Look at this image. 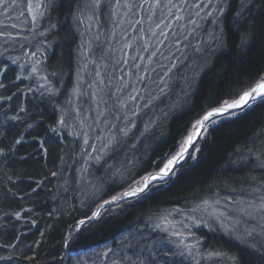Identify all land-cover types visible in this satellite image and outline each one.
Listing matches in <instances>:
<instances>
[{
  "label": "trees",
  "instance_id": "16d2710c",
  "mask_svg": "<svg viewBox=\"0 0 264 264\" xmlns=\"http://www.w3.org/2000/svg\"><path fill=\"white\" fill-rule=\"evenodd\" d=\"M87 2H51L43 18L47 46L42 45L45 39L28 44L31 36L0 29V148L6 153L0 156V245H14L0 247V256L12 257L0 264H130L129 257L131 264H184L172 248L175 240L161 225L164 220L210 200L249 199L264 188V173L258 169H264L260 100L210 127L168 179L107 208L79 229L76 223L180 152L191 123L210 100L217 101L212 107L230 103L264 75V39L251 47L241 44L253 23L259 33L264 0H249L246 8L244 0H220L223 15L200 20L198 34L186 35L168 90L152 111L155 121H147L146 113L136 116L132 129L130 123L122 129L116 121L114 128L108 127L115 138L106 152L94 149L93 137L85 142L65 107L84 48ZM105 10L102 6L98 12L102 19ZM28 46L44 51L41 75L16 61L17 50ZM161 77L158 73L156 79ZM16 139L22 143L9 153ZM199 233L204 250H239L241 264H257L259 254L240 250L219 229Z\"/></svg>",
  "mask_w": 264,
  "mask_h": 264
},
{
  "label": "rangeland",
  "instance_id": "374dc122",
  "mask_svg": "<svg viewBox=\"0 0 264 264\" xmlns=\"http://www.w3.org/2000/svg\"><path fill=\"white\" fill-rule=\"evenodd\" d=\"M52 1L43 0L46 6H37V0H31L33 8L29 10L30 0H15L14 3L13 0H6L10 6L7 11L0 6V29L5 27L7 31L16 30L24 34V38L31 36L33 39H26L28 44H33V41L36 43L38 38L45 39L42 40V45L47 46L43 18ZM208 2L209 0H101L100 6L94 10L86 7L88 17L82 35L84 48L70 101L65 107L70 111L73 124L78 134L83 135L85 142L93 137L97 152H106L114 142L112 128L116 121L121 124L122 129H127L128 123L129 129H132L136 116L140 113L149 115L147 121L153 122V118L155 121L157 114L153 113V116L152 111L155 112L160 96L165 95L168 90L169 68L173 69L172 66L177 62L176 56L183 54V41L194 32L198 34L200 20L204 15L205 18L209 16L211 7L207 9ZM102 6L106 9L103 19L100 14L98 16ZM31 48L28 46L18 49L19 59L16 58V61L31 74L41 75L40 64L43 66L46 62L42 60L44 51L40 48L35 52ZM154 71L157 73L154 74ZM158 73L162 74L159 80L156 79ZM164 89L166 90L160 94ZM133 96L136 99H130ZM163 118L167 121V114ZM109 126L112 128L108 129ZM259 199L261 198L252 199L244 205L236 204L235 207L220 205V202L219 205L207 203L189 213L179 212L178 219H166L161 225L179 244L183 253L197 258L202 255L201 258L207 262L215 261L216 254H199L201 243L194 241L196 229H202L206 225L207 216H211V220L216 222L237 219L238 216L248 219L241 209L253 202L258 204ZM204 206V213L197 215V211ZM262 215L264 213L253 212L249 216L261 222ZM221 226L224 229L222 232L232 237L239 228L246 226V222H226ZM248 226L257 229L254 235L259 238V228L264 226V221L260 225L247 223L246 227ZM227 229H231V232H227ZM248 239L250 243L254 242L251 238Z\"/></svg>",
  "mask_w": 264,
  "mask_h": 264
},
{
  "label": "snow or ice",
  "instance_id": "6c2138e0",
  "mask_svg": "<svg viewBox=\"0 0 264 264\" xmlns=\"http://www.w3.org/2000/svg\"><path fill=\"white\" fill-rule=\"evenodd\" d=\"M15 0H13V3ZM249 0H244V3L242 4V8L247 7V3ZM209 3L211 4V0H209ZM101 4V0H89V4L86 5V7H91L93 10L95 8H98ZM0 6H3L5 11H7L8 7L10 6L8 3H6V0H0ZM37 6H46L43 3V0H37ZM29 10H32L33 4L30 0L28 4ZM79 8V5H78ZM215 13L217 19L224 13V7L223 4L220 2V0H217V6L215 7ZM213 13L209 12L208 15L211 16ZM237 17L241 16V12L236 13ZM81 18L80 13L78 12L77 15L74 16V19L79 20ZM33 19H36L35 16H33ZM260 25L259 33L257 34L256 28L257 24L253 23L249 29H246L245 32L241 36V44L247 47H251L252 43L256 39H264V15H262L258 21ZM55 28V25H50V29ZM35 55V53H33ZM172 67H175L173 65ZM172 69L169 68V71ZM3 84H0V87H3ZM130 99H136V97H130ZM257 99H259L261 102H264V75H261L256 83L251 86L249 89L244 90L242 94L238 96V98L232 100V102L224 101L220 104V106L212 107V104H216L217 101L215 99L209 101V106L207 108L202 109V114L199 115L197 119H195L194 123H191V130L188 131L187 139L185 142L181 144V151L177 154L173 155L171 159H168L167 163L164 164L163 168L160 169L159 172L153 174L149 173L148 175L144 176L140 181H137V184H142L143 186H137L135 188H131L130 190H126L123 193L119 195H115L111 197V200H104L103 204H100L98 207L100 209L104 208L105 205H111L116 204L120 201H124L129 197H136L138 194L144 193L148 188L149 184L152 181H164L166 178L169 177L170 173L173 171L175 166L183 160L187 155H191L189 152V149H195L196 143L203 139L204 135L207 133L208 129L215 124H217L219 121L216 119L217 117H223L225 115H235L237 114L234 110L237 109H244L245 107H250L251 102H255ZM135 115V113H133ZM20 117H11L9 119L16 120ZM29 127H32L29 125ZM127 133H125L126 135ZM0 135H3V132L0 131ZM22 141L20 139H16L12 141V147H9L8 152L11 153L16 145L21 144ZM3 148H0V156L5 155ZM53 176L56 175L55 172L52 173ZM37 187H39V184H37ZM14 195V193H13ZM251 210V211H249ZM242 212H244L246 215H252L253 212L256 213H264V197H261L260 202L257 204L255 202L249 204L247 208L241 209ZM7 215V214H5ZM17 217L20 216V213H15ZM101 216V212L99 210L92 212L90 216H87L86 219H82L77 224V229H79L80 226H83L85 223L92 221L94 219H98ZM262 219H264V215L261 216ZM257 232V229L253 228L251 230H246V237L251 238L252 243H248V239H243L244 243L248 244V247L253 249L255 253H258L259 255L257 257H254L257 260V264H264V226L259 228V238H257L254 233ZM71 237V234H70ZM0 247L9 248L14 247V245H0ZM111 251V249H109ZM12 257H4L0 256V261L9 262L11 261ZM28 259H32L29 257ZM131 264V258H128ZM235 264H241L239 257H233Z\"/></svg>",
  "mask_w": 264,
  "mask_h": 264
},
{
  "label": "bare ground",
  "instance_id": "6f19581e",
  "mask_svg": "<svg viewBox=\"0 0 264 264\" xmlns=\"http://www.w3.org/2000/svg\"><path fill=\"white\" fill-rule=\"evenodd\" d=\"M207 4H209V6H207V9L209 10V7H211L210 8V12L211 13H213L211 16H208V17H206V18H209V17H213V16H216V13H215V10H214V8L217 6V0H211V4L208 2ZM213 7V8H212ZM204 18H205V15L203 16V18H202V20H204ZM205 18V19H206ZM206 21V20H205ZM179 55H177L176 56V58L178 57ZM240 94H242V92L240 93ZM239 94V95H240ZM238 95V96H239ZM238 98V97H237ZM257 100H259V99H257ZM256 100V101H257ZM255 101V102H256ZM254 102H251V105L253 104ZM248 107H245L244 109H237V110H234L237 114L238 113H241V111H243V110H245V109H247ZM236 115V114H235ZM235 115H225V116H223V117H217L216 119L218 120V121H220V120H222V119H224V118H227V117H231V116H235ZM186 139H187V137L185 138V141H186ZM184 141V142H185ZM197 144V143H196ZM187 157H188V155L186 156V158L184 159V160H186L187 159ZM184 160H181L180 162H179V164H181ZM168 161V160H167ZM167 161L164 163V164H166L167 163ZM178 164V165H179ZM177 165V166H178ZM164 166V165H163ZM163 166H162V168H163ZM176 166V167H177ZM258 166V165H257ZM175 167V168H176ZM175 168H174V170H175ZM258 169H260L261 170V173L263 172L264 173V169H261V168H258ZM173 170V171H174ZM160 170H157V171H154V172H152L153 174H155V173H157V172H159ZM173 171L170 173V175H169V177L172 175V173H173ZM262 173V174H263ZM168 177V178H169ZM168 178H166V179H168ZM165 179V180H166ZM158 182H160V181H152V182H150V184H149V188L153 185V184H156V183H158ZM137 186H140V187H142L143 185L142 184H137L135 187H137ZM148 188V189H149ZM147 189V190H148ZM146 190V191H147ZM142 194V193H141ZM141 194H138L137 196H139V195H141ZM136 196V197H137ZM261 198V197H264V188H262V191H261V194H259V195H254L253 197H250L249 199H240L239 201H234V200H230V201H228V202H226V201H218V200H210V201H208V202H206V203H204V204H202L201 206H203V205H207V203H210V204H218L219 205V203L218 202H220V205H229L230 207L232 206V207H235L236 206V204H247V203H250L249 201L250 200H252V199H257V198ZM131 198H135V197H129V198H127V199H131ZM126 199V200H127ZM126 200H124V201H126ZM261 199H259L258 201H260ZM124 201H120V202H118V203H116V204H111V205H105L104 206V208H102V209H100L99 207H97L96 208V210H94V212L95 211H97V210H99L100 212H101V214L103 213V212H105V210H107V208H111V207H113V206H116V205H119L120 203H122V202H124ZM104 202V201H103ZM103 202L102 203H100V204H103ZM234 203V204H233ZM99 204V205H100ZM204 208H205V206L204 207H202L201 209H199L198 211H197V215H200V214H202V213H204L203 212V210H204ZM195 215V214H194ZM193 215V216H194ZM196 215V217H198ZM211 216H207V222H205V226L204 227H202V229L201 228H198V229H196V239L194 240V241H198V243L200 242L201 244H200V248H199V254H202V253H204V252H211V253H213V254H216L217 255V259L215 260V261H210V262H207V260H205L204 258H201V256H199V258H197L196 256H194V257H192V256H190V255H188V254H186V253H183L182 252V250L179 248V244H177V242L176 241H173L174 243H172V248L173 249H175L176 250V254L178 255V253H177V250H178V252H179V255L182 257L181 259H182V261H183V263L184 264H189L187 261H192V264H235V261H234V259H233V257H241V252L238 250H234V249H230L229 251H231V252H229V251H223V252H220V251H217V250H204L203 248H202V241H203V236H202V233H199V231H203V230H208V231H210V232H215V230L216 229H219L220 231H223L224 229L222 228V226H221V224H223V223H226V222H230V223H233V221H234V223H238L239 222V220H241V221H243V222H246V226H247V223H249V224H253V223H256V224H258V225H260V224H262L263 223V221H264V219H261V222H259L258 221V219L257 218H255V217H252V216H249V215H247V217H248V219H241V216H238L237 217V219H233V220H219L220 222H216L215 220H211V218H210ZM82 219H86V217H84V218H81V219H79L78 221H77V223H76V225L78 224V222L80 221V220H82ZM95 220V219H94ZM93 221V220H92ZM90 222V221H89ZM88 223V222H87ZM86 224V223H85ZM84 224V225H85ZM243 227V228H239V230H238V232H236V233H234L233 234V236L231 237V240H230V242L231 243H233V244H236V245H239V249L241 250H246L248 253H251V252H254V250L253 249H251V248H249L248 247V244H246V243H244V240L243 239H238V237H240V238H244V239H248L247 237H246V230H251V228L248 226V227ZM82 226H80L79 228H81ZM215 227V228H214ZM227 232H231V229H227ZM248 243H250V241H249V239H248ZM176 246H175V245ZM238 254V255H237ZM258 254V253H257Z\"/></svg>",
  "mask_w": 264,
  "mask_h": 264
},
{
  "label": "water",
  "instance_id": "95a60500",
  "mask_svg": "<svg viewBox=\"0 0 264 264\" xmlns=\"http://www.w3.org/2000/svg\"><path fill=\"white\" fill-rule=\"evenodd\" d=\"M191 150H192V149L190 148V149H189V152H191ZM185 158H186V157H185ZM185 158H184V159H185ZM184 159H183V160H184ZM178 164H179V163H178ZM178 164H177V165H178ZM177 165H176V166H177ZM176 166H175V167H176ZM173 170H174V169H173Z\"/></svg>",
  "mask_w": 264,
  "mask_h": 264
}]
</instances>
